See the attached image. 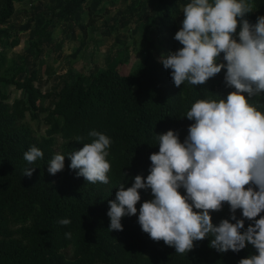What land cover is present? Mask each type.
<instances>
[{"label": "trees", "instance_id": "16d2710c", "mask_svg": "<svg viewBox=\"0 0 264 264\" xmlns=\"http://www.w3.org/2000/svg\"><path fill=\"white\" fill-rule=\"evenodd\" d=\"M36 1L0 0V26L15 15L17 3L32 5ZM102 1L85 4L99 10ZM151 1L156 4L151 15L145 17ZM187 2L133 0L129 4L133 14L126 15L151 20L146 28L154 25L164 33L168 53L182 47L174 35L181 27V8ZM254 3V12L247 15L252 23L264 15V0ZM129 21V16L123 17L120 26L125 27ZM12 30H0V61L10 46L19 43L11 36ZM32 47L37 48L33 60L32 53L27 54L10 73L2 71L0 62V264H239L240 259L255 253L251 245L238 253H220L209 246L212 237L194 242V248L185 254H177L163 241H153L138 223L140 205L152 198L150 190H140L138 212L122 218L123 231L109 230L108 201L115 199L118 185L125 182L130 187L138 174L146 178L150 155L159 151L157 133L174 129L181 141L186 138L194 121L183 116L192 103L215 93L226 97L233 90L225 84L226 69L204 85L185 82L176 87L171 70L165 69L158 54L147 48L135 71H123L112 63L89 75L72 77L66 73L59 83L44 91L46 82L37 66L39 41L35 40ZM9 85L22 91L13 102L4 90ZM256 100L264 110V95ZM28 114L32 119L43 115L47 126L44 135L34 134L26 120ZM93 129L107 134L112 141L107 157L111 164L108 184L88 183L76 175L78 170L69 167L68 155L91 142L88 133ZM58 136L63 139L59 153L66 156L65 167L52 175L47 164L57 153ZM79 137L85 139L80 141ZM33 145L43 151L44 157L29 164L24 153ZM27 168H35L31 177L24 175ZM236 216L243 218L242 211L238 209ZM212 217L214 224L230 219L229 206L225 204ZM63 218L71 223L61 225L58 221ZM250 223L245 218V229ZM69 232L71 238L65 235Z\"/></svg>", "mask_w": 264, "mask_h": 264}, {"label": "clouds", "instance_id": "9594fccd", "mask_svg": "<svg viewBox=\"0 0 264 264\" xmlns=\"http://www.w3.org/2000/svg\"><path fill=\"white\" fill-rule=\"evenodd\" d=\"M254 9V0H188L182 5V26L174 35L182 47L162 54L160 63L171 70L176 87L204 85L226 69L224 81L233 90L226 97L215 93L192 103L183 117L194 122L183 141L174 129L157 133L159 151L150 155L149 174L136 175L130 187L120 183L115 199L108 201L110 231H123L122 218L138 212L140 190H150L152 198L140 205L138 223L153 241H163L177 254L190 252L194 242L206 237H212L209 246L220 253L251 245L255 253L239 264H264V110L256 100L264 95V15L250 22L247 15ZM88 137L91 142L68 155L69 167L88 183L108 184L111 138L95 129ZM43 157L35 145L24 153L29 164ZM65 157L54 154L48 172L63 171ZM34 171L27 168L24 175ZM225 204L231 218L214 224L212 213ZM238 209L243 218H237ZM245 218L252 221L246 229ZM58 222L69 225L71 220ZM65 235L71 238L70 232Z\"/></svg>", "mask_w": 264, "mask_h": 264}, {"label": "rangeland", "instance_id": "374dc122", "mask_svg": "<svg viewBox=\"0 0 264 264\" xmlns=\"http://www.w3.org/2000/svg\"><path fill=\"white\" fill-rule=\"evenodd\" d=\"M86 1L96 3V0H37L32 5L21 6L17 3L15 15L3 27L13 28L11 36L18 38L19 43L10 46L2 56V71L10 73L18 68L27 54L32 53L33 60L37 49L32 47L35 40L41 45L37 66L46 82L44 91L59 83L60 76L66 73L72 77L89 75L112 63H117L123 71H135L147 48L153 49L158 57L167 54L164 33L154 25L147 29L151 20L131 15L129 4L133 0H103L99 10L91 4L89 9ZM155 4L152 1L148 4L145 17L151 15ZM126 16L130 21L121 27L120 21ZM4 90L10 93V102L22 95L14 85L4 86ZM40 116L32 119L28 114L26 119L37 137L44 135L47 128L43 115ZM62 143L63 139L58 136L57 152Z\"/></svg>", "mask_w": 264, "mask_h": 264}]
</instances>
